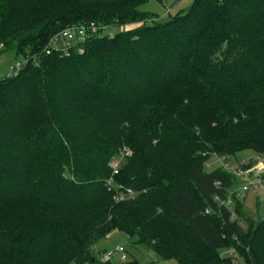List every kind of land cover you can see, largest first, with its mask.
<instances>
[{
  "label": "trees",
  "instance_id": "16d2710c",
  "mask_svg": "<svg viewBox=\"0 0 264 264\" xmlns=\"http://www.w3.org/2000/svg\"><path fill=\"white\" fill-rule=\"evenodd\" d=\"M147 1L0 0V53L28 54L0 79V264H104L114 230L180 264H235L226 248L264 264V218L235 200L231 220L214 183L236 179L206 166L264 154V0H194L164 22ZM81 21L99 27L81 49L47 50Z\"/></svg>",
  "mask_w": 264,
  "mask_h": 264
},
{
  "label": "rangeland",
  "instance_id": "374dc122",
  "mask_svg": "<svg viewBox=\"0 0 264 264\" xmlns=\"http://www.w3.org/2000/svg\"><path fill=\"white\" fill-rule=\"evenodd\" d=\"M193 1L194 0H149L141 6V9L155 15L154 18H150V19H158V21L164 22V21L169 20L172 16H175L178 13L183 12L186 9H188L193 3ZM138 22L139 20H135V21L129 22L128 24L124 26L113 25V26H110L105 31L108 32L110 35H114L115 33L122 31L123 29L136 26ZM52 37L49 40H51ZM1 48H6L5 49L6 51L0 53V79L7 75H12L15 72L16 64L19 62L22 63L23 61H25L28 55V54L17 55L14 49L7 48L6 45L2 46ZM115 156L122 157V152ZM237 157H241V159H250V161L253 159L254 162L252 161L244 162L246 163V166L247 167L256 166L255 170L257 172L259 173L264 172V168L261 165V162L255 160L257 159V157L264 158V154L258 153L254 151L253 149H246L243 151H239L234 156H231L232 163H235V161H237L236 160ZM120 161H122L121 162V165H122L123 163H125L126 160L122 159ZM220 162L221 161L218 160V156H216L215 154L212 155L207 163L208 169L213 170L219 167ZM263 202H264V191L257 187L252 186L251 190L246 195L245 202H244L247 211L254 213L259 210L260 216H259V211H258L257 212L258 217L264 218V214L262 212ZM258 203H259V208H258ZM119 246H123L128 255V260H126L125 262H128L129 260H136L138 262L137 264H180L176 259H168V260L161 259L146 244L139 242L135 237H130L125 232L119 231V230L112 231L106 237L98 241V243L95 245V248H94L96 257L99 259V256L103 252L109 249L110 250L117 249ZM98 248L100 250L102 249H106V250L98 251ZM228 249L230 248H226L222 252V254L225 257L228 256ZM116 257L117 259H119L118 256ZM86 264H90V263H86Z\"/></svg>",
  "mask_w": 264,
  "mask_h": 264
},
{
  "label": "built area",
  "instance_id": "2783aa9c",
  "mask_svg": "<svg viewBox=\"0 0 264 264\" xmlns=\"http://www.w3.org/2000/svg\"><path fill=\"white\" fill-rule=\"evenodd\" d=\"M98 24L95 21H89V22H76L71 25H67L62 30H60L58 33L54 34L52 39L49 41L47 45V50L50 49L51 51L54 49H61L67 51L71 47H75L77 49H81L83 46V43L87 41V39L92 35L93 33H96L98 31ZM61 42V43H60ZM64 44L63 48L62 45ZM22 63H17L15 67V72L13 74H16L19 69L21 68ZM132 153L128 148H124V151L122 152V157H115L111 162V167L113 168L114 173H116L121 167L120 160L126 159L127 156H130ZM218 160H220V168L229 174H231L236 179V185L231 187H224L222 180H216L214 185L215 187L223 191V193L217 191L214 195V200L223 207H226L231 211V220L233 221H239L242 226H244V222L239 219L238 214L236 213L234 209V203L235 200H239L241 203L246 198V195L251 190L252 186L257 187L264 191V177L261 173L257 172L256 166H250L247 167L246 163L241 164H235L231 161V156H228L226 154L219 155ZM257 161L261 162V165L264 164V158L263 157H257L255 159ZM208 163V162H207ZM208 169V164H206ZM264 168V166H263ZM209 170V169H208ZM255 170V172H254ZM254 172V173H253ZM119 199L123 200L125 198H131L134 196V192L131 189L127 190L126 194L119 195ZM207 212H211V209H207ZM262 212L264 214V202H263V208ZM118 256L120 261H126L128 260V255L126 253V250L123 246H119L117 249L107 250L103 252L99 256L100 262L106 264L114 259H116ZM228 257H230L235 264H241V258L240 254L235 248L228 249Z\"/></svg>",
  "mask_w": 264,
  "mask_h": 264
},
{
  "label": "crops",
  "instance_id": "0c3cea01",
  "mask_svg": "<svg viewBox=\"0 0 264 264\" xmlns=\"http://www.w3.org/2000/svg\"><path fill=\"white\" fill-rule=\"evenodd\" d=\"M237 161H235V164H240L241 162H248V161H250V159H241V157H237V159H236ZM252 162H254V160L252 159L251 160ZM250 161V162H251ZM263 166H264V164H263ZM261 174H262V176L264 177V172H261ZM236 187H237V185H236ZM244 202H245V200L243 201V206H244V210H245V212L250 216V217H252L253 219H255V220H257L259 217H258V211H256V212H254V213H252V212H248L247 211V209H246V207H245V204H244ZM258 208H259V203H258ZM255 216V217H254ZM259 216H260V211H259ZM102 250H106V249H102ZM102 250H100L99 248H98V251H102Z\"/></svg>",
  "mask_w": 264,
  "mask_h": 264
}]
</instances>
